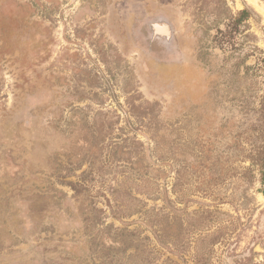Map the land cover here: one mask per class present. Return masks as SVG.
Segmentation results:
<instances>
[{
  "label": "rangeland",
  "instance_id": "rangeland-1",
  "mask_svg": "<svg viewBox=\"0 0 264 264\" xmlns=\"http://www.w3.org/2000/svg\"><path fill=\"white\" fill-rule=\"evenodd\" d=\"M263 181L264 0H0V264H264Z\"/></svg>",
  "mask_w": 264,
  "mask_h": 264
},
{
  "label": "flooded vegetation",
  "instance_id": "flooded-vegetation-1",
  "mask_svg": "<svg viewBox=\"0 0 264 264\" xmlns=\"http://www.w3.org/2000/svg\"><path fill=\"white\" fill-rule=\"evenodd\" d=\"M139 44L151 56L160 53L167 60L169 54L177 52L175 32L170 20L163 15L146 18L140 30L135 32Z\"/></svg>",
  "mask_w": 264,
  "mask_h": 264
},
{
  "label": "trees",
  "instance_id": "trees-1",
  "mask_svg": "<svg viewBox=\"0 0 264 264\" xmlns=\"http://www.w3.org/2000/svg\"><path fill=\"white\" fill-rule=\"evenodd\" d=\"M244 13H245V11L243 10V11L239 12V15L242 16ZM260 191L262 192V194H264V181H263V187Z\"/></svg>",
  "mask_w": 264,
  "mask_h": 264
}]
</instances>
